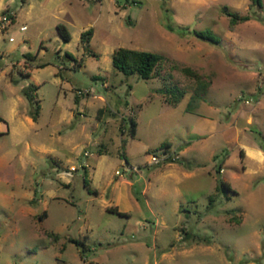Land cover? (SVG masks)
I'll return each instance as SVG.
<instances>
[{
	"label": "rangeland",
	"instance_id": "rangeland-1",
	"mask_svg": "<svg viewBox=\"0 0 264 264\" xmlns=\"http://www.w3.org/2000/svg\"><path fill=\"white\" fill-rule=\"evenodd\" d=\"M83 4L100 13L89 42L98 55L78 40L59 51L80 67L56 57L53 37L37 56V39L5 55L18 24L0 33V264H264V0ZM222 6L248 19L228 29ZM117 47L161 55L164 82L183 96L171 105L160 76L116 71L103 51ZM160 144L175 161L149 162Z\"/></svg>",
	"mask_w": 264,
	"mask_h": 264
},
{
	"label": "crops",
	"instance_id": "crops-1",
	"mask_svg": "<svg viewBox=\"0 0 264 264\" xmlns=\"http://www.w3.org/2000/svg\"><path fill=\"white\" fill-rule=\"evenodd\" d=\"M83 1L84 0H0V14L2 12H6L10 17V23L4 29H0V33H6L16 24H18V27L25 25V29L23 30H19L18 27L15 29L17 32L15 37L16 39H11L9 43L5 45L3 48L5 55H9L15 51H18L21 56H24L28 53V51L27 47H25V45L22 43L26 40L32 43L37 39L39 41V47L35 52V56H37L38 54H42L44 51H46L41 45L42 40L45 38L50 40L49 38L53 37L56 57L59 58L61 55L63 56L64 52H67L72 56V59L64 56L63 57L68 60H72L74 64L80 67V62L76 60L72 52H68L66 49H63V52L59 51L60 48L67 45L69 40L80 41V34L85 30H89L90 34L84 47L86 50H83V52L92 57L98 55L95 51H93L92 48H89V42L93 38L94 28L96 24H98L100 13L98 11L94 13L89 11L88 7L83 4ZM90 1L91 0H87V2ZM110 19L111 16H107L106 22L108 24L105 25L106 28L104 26L105 29H109L107 26L109 25ZM57 24H61L66 29L69 35V39L67 41L64 42L60 39L55 28ZM9 37L12 38V36L8 35L7 40ZM103 43L107 44L104 40ZM112 50L104 49L103 52H109L111 54ZM94 76H96V78L101 77L100 75ZM101 84L102 87L106 88V83L102 80ZM99 98L102 99L101 97ZM100 110L101 109H98L97 114L101 112ZM70 116L71 113L68 115L69 119ZM240 149H242L241 154H243L245 157H257L258 159L261 158V152L257 148L244 146ZM171 152L173 151L171 150ZM173 155L176 156L174 152ZM91 164L92 163L89 162L88 165L92 166ZM92 169L94 170V168ZM114 208L119 212L127 214L126 211H124L125 208Z\"/></svg>",
	"mask_w": 264,
	"mask_h": 264
},
{
	"label": "trees",
	"instance_id": "trees-1",
	"mask_svg": "<svg viewBox=\"0 0 264 264\" xmlns=\"http://www.w3.org/2000/svg\"><path fill=\"white\" fill-rule=\"evenodd\" d=\"M251 5H255L257 8L261 7V0H249ZM222 12L224 15H226L229 18V24L228 29H231L235 23L238 22H244L248 19V16L246 15H237L234 12H230L226 10L225 6H222ZM56 31L62 41H67L69 39V35L66 31V29L61 25H56ZM90 34L89 30H85L80 34V42L84 46L88 40V36ZM194 34L201 38L208 40L212 43H217L218 39L209 31L202 30V31H195ZM64 57H68L72 59V56L64 52ZM163 57L159 54L152 53L149 51L144 50H138V49H130L125 47H117L112 50L110 54V62L111 66L118 72L122 73L123 75H132L135 74L140 79H147L153 76H160L161 79H163V82L165 80V75L160 74L161 71V62ZM181 71L188 76H191L196 81L195 89L198 88V90L203 91L206 87V83L201 81L200 76L191 70L188 67H182ZM170 76V75H167ZM96 76H93V79ZM163 101L169 103V104H175L185 93V90L183 88H179L176 84L170 85L168 83H163ZM36 89V86L33 84L27 85L25 88H23L22 93L26 98L32 100V92ZM37 104L35 105V108L31 114V119L35 120L37 115ZM120 127V126H119ZM135 131V122L132 117H129V129L128 132L132 136L134 135ZM158 148L167 149L168 144H160ZM176 157H167L162 162H172L175 161ZM124 162L126 163V160L124 159ZM158 164V163H157ZM221 185L225 187L226 189H229L228 185L224 182H221ZM106 211L113 213L118 216L126 215L123 212L117 211L114 207H108L106 208ZM75 243H77L76 240H73Z\"/></svg>",
	"mask_w": 264,
	"mask_h": 264
},
{
	"label": "built area",
	"instance_id": "built-area-1",
	"mask_svg": "<svg viewBox=\"0 0 264 264\" xmlns=\"http://www.w3.org/2000/svg\"><path fill=\"white\" fill-rule=\"evenodd\" d=\"M9 23H10V17H9V15L6 12H2L0 14V29H4ZM23 29H25V25L19 26V30H23ZM11 39L12 38L9 37L8 38V41H10ZM261 80H262V82H264V71L261 72ZM262 82L259 83V87L263 86V83ZM75 92H76V94H82V93L88 94L90 92V90H83V91H81V90H78L77 89ZM250 101H252L254 103H258V98L257 97L254 98V99L250 98ZM244 103H249V100H246L245 99L244 100ZM82 154L83 155H87V152L86 151H83ZM168 156L169 157H175L172 152H168V150L163 149L161 154H150L148 158H149V162L150 163L157 164V163H160L163 160H165ZM69 169L72 170L73 167L70 166ZM129 169L134 170L135 167L130 166ZM114 173L119 174V171L118 170H115Z\"/></svg>",
	"mask_w": 264,
	"mask_h": 264
}]
</instances>
